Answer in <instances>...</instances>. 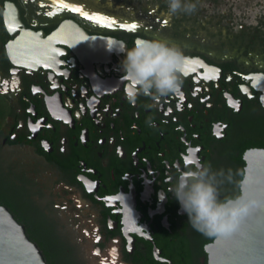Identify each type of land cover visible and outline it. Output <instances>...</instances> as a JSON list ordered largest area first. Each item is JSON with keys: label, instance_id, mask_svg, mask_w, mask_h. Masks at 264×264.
Wrapping results in <instances>:
<instances>
[{"label": "flooded vegetation", "instance_id": "flooded-vegetation-1", "mask_svg": "<svg viewBox=\"0 0 264 264\" xmlns=\"http://www.w3.org/2000/svg\"><path fill=\"white\" fill-rule=\"evenodd\" d=\"M85 2L0 0V205L49 264H207L213 239L169 189L193 156L225 172L242 127L264 121V36L230 49ZM70 21L103 39H48ZM137 38L182 50L178 93L129 104L122 50Z\"/></svg>", "mask_w": 264, "mask_h": 264}, {"label": "clouds", "instance_id": "clouds-1", "mask_svg": "<svg viewBox=\"0 0 264 264\" xmlns=\"http://www.w3.org/2000/svg\"><path fill=\"white\" fill-rule=\"evenodd\" d=\"M167 3L169 17L196 11L195 4L184 0ZM122 51L125 54L122 80L127 83L125 96L129 104L135 105L140 96L159 99L180 91L187 58L177 45L137 38L133 47ZM149 124L155 127L151 121ZM191 159L194 163L177 173L169 190L194 230L205 236H228L259 201L245 199L242 193L234 198H221L223 185L233 181L231 171L214 172L211 165L200 163L194 156Z\"/></svg>", "mask_w": 264, "mask_h": 264}, {"label": "water", "instance_id": "water-1", "mask_svg": "<svg viewBox=\"0 0 264 264\" xmlns=\"http://www.w3.org/2000/svg\"><path fill=\"white\" fill-rule=\"evenodd\" d=\"M62 37L81 41L103 39L88 35L71 21L63 23L48 39ZM19 39H40V34L28 31ZM260 81L264 84V76ZM243 160L240 195L259 204L243 217L233 233L216 236L205 245L207 264H264V147L248 148ZM0 264H49L38 244L28 236L25 226L4 205H0Z\"/></svg>", "mask_w": 264, "mask_h": 264}, {"label": "rangeland", "instance_id": "rangeland-1", "mask_svg": "<svg viewBox=\"0 0 264 264\" xmlns=\"http://www.w3.org/2000/svg\"><path fill=\"white\" fill-rule=\"evenodd\" d=\"M93 1L104 10L112 8L118 13L134 17L136 22L157 21L167 30H187L188 38L201 36L217 40L233 49L234 43L249 41L255 34L264 36V0H184L196 5V11L182 20L183 12L169 17L167 0H79ZM196 12L201 22L195 21ZM263 22L260 31L257 26ZM180 24V25H179ZM179 25V26H178Z\"/></svg>", "mask_w": 264, "mask_h": 264}, {"label": "trees", "instance_id": "trees-1", "mask_svg": "<svg viewBox=\"0 0 264 264\" xmlns=\"http://www.w3.org/2000/svg\"><path fill=\"white\" fill-rule=\"evenodd\" d=\"M251 147H264V121L261 117L248 122L244 125L240 131V134L235 139L232 148L229 150L228 155V168L232 173L233 181L229 183L233 187V192L240 195L239 180L242 179L244 173L245 162L243 160L244 152ZM216 237V236H214ZM213 236L207 237V239H214ZM201 248L204 242V237H201ZM206 241V240H205Z\"/></svg>", "mask_w": 264, "mask_h": 264}, {"label": "bare ground", "instance_id": "bare-ground-1", "mask_svg": "<svg viewBox=\"0 0 264 264\" xmlns=\"http://www.w3.org/2000/svg\"><path fill=\"white\" fill-rule=\"evenodd\" d=\"M51 2L58 3V2H60V0H51ZM85 3L87 4V2H85ZM130 23H133V21L130 20Z\"/></svg>", "mask_w": 264, "mask_h": 264}, {"label": "snow or ice", "instance_id": "snow-or-ice-1", "mask_svg": "<svg viewBox=\"0 0 264 264\" xmlns=\"http://www.w3.org/2000/svg\"><path fill=\"white\" fill-rule=\"evenodd\" d=\"M131 27H132V28H135L136 26H135V25H132Z\"/></svg>", "mask_w": 264, "mask_h": 264}]
</instances>
